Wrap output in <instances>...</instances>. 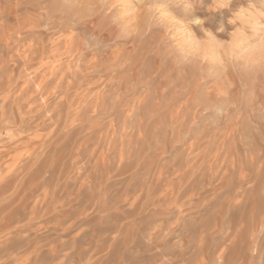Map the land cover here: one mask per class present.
Listing matches in <instances>:
<instances>
[{"label":"rangeland","instance_id":"obj_1","mask_svg":"<svg viewBox=\"0 0 264 264\" xmlns=\"http://www.w3.org/2000/svg\"><path fill=\"white\" fill-rule=\"evenodd\" d=\"M0 264H264V0H0Z\"/></svg>","mask_w":264,"mask_h":264},{"label":"bare ground","instance_id":"obj_2","mask_svg":"<svg viewBox=\"0 0 264 264\" xmlns=\"http://www.w3.org/2000/svg\"><path fill=\"white\" fill-rule=\"evenodd\" d=\"M10 94H11V93H10ZM52 101H53V100H52ZM69 106H70V105H69ZM55 112H56V111H55ZM41 113H42V112H41ZM12 115H14V114H12ZM11 117H12V116H11ZM34 117H35V116H34ZM15 119H16V118H15ZM33 119H34V118H33ZM12 120H13V118H12ZM12 120H11V121H12ZM27 120H28V119H27ZM13 121H15V120H13ZM13 121H12V122H13ZM28 127H29V126H28ZM58 127H59V126H58ZM7 262H8V261H7Z\"/></svg>","mask_w":264,"mask_h":264}]
</instances>
